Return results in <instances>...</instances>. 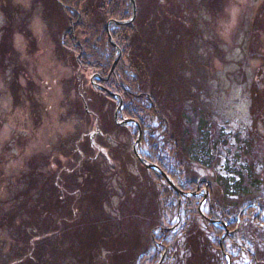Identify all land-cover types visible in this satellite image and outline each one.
Listing matches in <instances>:
<instances>
[{
	"label": "trees",
	"instance_id": "obj_1",
	"mask_svg": "<svg viewBox=\"0 0 264 264\" xmlns=\"http://www.w3.org/2000/svg\"><path fill=\"white\" fill-rule=\"evenodd\" d=\"M55 1L65 12L64 36L70 45L62 44L63 48L75 54L78 70L98 77L95 82L105 89L94 92L98 101H106L104 96L114 106L111 116H107L110 127L98 125L95 147L94 137H89L80 149L73 146L71 152L81 151L83 155L75 171L65 172L61 179L60 172L43 175L32 163L27 188L19 194L25 201L16 207L27 218L15 221L16 211L1 219L0 224L14 226L15 232L22 234L20 242L24 246L42 231H50L61 248L62 240L71 241L75 236L68 249L80 245L79 251L90 264H227L226 256L231 264H264V135L259 131L260 121L264 128V89L252 86V128L245 136L229 137L215 132L210 111L200 100L201 87L195 76L192 81L179 75V71L175 77L170 76L174 91L173 85L170 89L169 76L158 72L157 53L169 45L176 33H165L164 20L159 19L157 11L143 14L145 3L140 1V10L137 9L127 36L117 31L125 26H110V35L118 42L129 66L118 65L108 77L116 55L113 47L107 42L112 49L108 57L84 51L85 41L83 45L76 42V33L82 26V14L94 16L96 23L105 26L109 21H128L132 14L130 0ZM179 12V16L173 11L161 15L175 23L169 24L175 25L178 33L187 30L183 10ZM101 36L107 37L104 27ZM156 38L160 39L155 42ZM181 61L176 64L179 69L188 62L191 66V59ZM130 70L131 75L126 73ZM128 76L132 78L127 79ZM126 79L136 91L126 89ZM83 81L78 87L84 89L87 82ZM115 96L122 101L119 119L131 122L125 129L127 136L134 142L137 128L141 129L139 156L146 164L157 166L176 185L178 193L156 171L146 170L133 153L123 154L121 149L107 144L109 136L118 129L115 123L111 124L118 106ZM92 109L97 121H105L106 113ZM102 149L109 154L102 153ZM90 151L97 152L96 156L87 154ZM42 162L43 168H48L49 161ZM102 164L109 167V180L116 179L121 191L117 206L113 207L115 215L106 211L117 193L106 181ZM131 168L133 172H129ZM36 188L38 194L32 198L31 191L34 194ZM159 195L165 197V201L160 197L165 203L162 207ZM60 213L67 219L59 217ZM54 215L59 223L50 226L46 222ZM39 240L28 249H19L14 262L48 264L43 248L48 249L50 239ZM100 258L103 259L99 261Z\"/></svg>",
	"mask_w": 264,
	"mask_h": 264
},
{
	"label": "rangeland",
	"instance_id": "obj_2",
	"mask_svg": "<svg viewBox=\"0 0 264 264\" xmlns=\"http://www.w3.org/2000/svg\"><path fill=\"white\" fill-rule=\"evenodd\" d=\"M140 1L145 3L143 14L147 10L157 11L159 19L164 20L162 28L165 33L174 31L177 35H173L169 45L163 51L161 47L157 53L160 61L158 72L169 76L170 89L175 88L170 76L175 77L178 71L189 81L195 76L196 84L201 87L200 100L210 111L215 132L221 131L229 137L238 134L245 136L252 128V86L256 84L264 89V0H134L135 18L137 9L140 10ZM156 1L158 5L152 6ZM181 9L187 30L178 33L176 26L169 24L174 22L161 15L173 11L179 16ZM64 13L55 0H0V220L16 211L15 221H19V217L27 218L28 215L16 210V207L25 201L19 194L27 188L32 163L36 171L39 169L43 175L60 172L58 177L61 179L65 172L75 171L83 155L81 151L71 152L73 146L77 145L80 149L89 137H94L95 147L96 137H99L98 125L107 124L110 127L107 116H111L114 106L104 96L106 101L102 100L103 103L96 98L94 92L105 91L98 88L101 87L95 82L98 77L78 70L74 65L75 54L62 46L70 45L64 36ZM81 17L83 22L76 33V42L83 45L85 41L84 51L92 50L94 54L108 57L112 53L107 44L108 35L101 36L102 27L106 29V26L96 23V18L90 14H82ZM144 20L142 17V22ZM133 21L126 25L127 21L122 22L124 25L121 26L125 28L117 30L118 33L127 36ZM177 26L180 27V24ZM159 39L156 38L155 42ZM112 41L115 58L119 56L114 71L118 65H125L126 68L129 66L126 56L116 45L118 42ZM189 59L191 66L188 62L186 67H176L181 60ZM126 73L131 75L133 71ZM129 77L132 78L128 76L127 79ZM83 79L87 82L84 89L78 87L84 82ZM129 82L124 81L126 89H133L128 86ZM261 96L264 109L263 91ZM92 108L99 114L106 113L105 121H97ZM121 122L118 121L119 124ZM112 123H115L113 119ZM114 126L118 129L109 136L107 144L111 148L121 149L123 154L133 153L136 139L133 142L127 136L125 126L116 123ZM259 131L264 135L261 121ZM100 151L109 154L107 149ZM91 152L96 156L95 151L87 154ZM45 159L49 161L48 168H43L45 164L42 160ZM102 168L106 181L117 193L111 200L112 207H106V211L113 214L121 191L116 179L109 180V167L102 164ZM128 170L133 172L132 168ZM34 177L36 179V175ZM156 186L162 193V188ZM37 194V188L34 194L31 191L32 198H36ZM160 197L159 204L162 207L165 197L162 196V200ZM54 216L46 222L48 225L59 223L57 216ZM59 217L67 219L61 213ZM4 225L0 224V264H17V261L14 262L17 251L28 249L29 245L34 246L41 237L50 239L48 249L43 248L48 264H90L86 255L79 251L80 245L68 249L74 244L75 236L71 241L62 240L64 247L61 248L50 231H42L37 239H31L24 246V242H20L22 234L15 232L14 226ZM25 235L28 236L27 233Z\"/></svg>",
	"mask_w": 264,
	"mask_h": 264
},
{
	"label": "water",
	"instance_id": "obj_3",
	"mask_svg": "<svg viewBox=\"0 0 264 264\" xmlns=\"http://www.w3.org/2000/svg\"><path fill=\"white\" fill-rule=\"evenodd\" d=\"M130 4H131V7H132V15H131V18L125 23V25L126 24H129V23H131L133 20H134V18H135V15H136V8H135V3H134V0H130ZM110 25H116V26H119V25H124L122 22H116V21H109L108 23H107V25H106V32H107V35H108V39H109V43L111 44V46H113V47H115V45H114V43H113V41H112V39H111V36H110V34H109V27H110ZM116 50V52L118 53V55H119V51H118V49L116 48L115 49ZM118 59H119V56L118 57H116L115 59H114V62H113V65H112V67H111V70H110V73H109V76L113 73V71H114V68H115V66L117 65V63H118ZM96 77V76H95ZM94 77V78H95ZM93 78V79H94ZM100 90H104L102 87H98ZM118 99V107H117V109H116V111H115V113H114V121H115V123H116V125H118V126H126L128 123H130V121L129 120H123L120 124L118 123V113L121 111V109H122V102H121V100L119 99V98H117ZM138 127V126H137ZM141 135H142V133H141V129L138 127V134H137V138H136V142L134 143V145H133V153H134V155L136 156V158L139 160V162L147 169V170H154V171H156L160 176H162L164 179H165V181L167 182V184L176 192V193H178V189H177V187H176V185L157 167V166H154V165H150V164H146L139 156H138V154H137V146H138V144H139V142H140V139H141Z\"/></svg>",
	"mask_w": 264,
	"mask_h": 264
}]
</instances>
